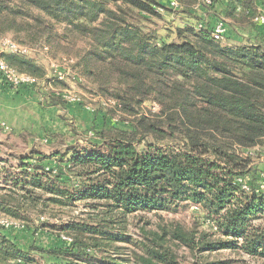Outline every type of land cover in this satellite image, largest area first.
Listing matches in <instances>:
<instances>
[{
  "label": "trees",
  "instance_id": "trees-1",
  "mask_svg": "<svg viewBox=\"0 0 264 264\" xmlns=\"http://www.w3.org/2000/svg\"><path fill=\"white\" fill-rule=\"evenodd\" d=\"M196 1L179 0V6ZM175 10L158 0H0V38L13 33L31 46H71L93 90L116 100L126 116L123 126L97 131L100 143L92 149H75L63 171L58 162L46 165L51 157L38 150L20 156L25 177L13 187L22 193L11 188L13 194L0 195L1 212L20 217L26 203L79 201L92 209L54 226L73 243L48 250L64 258L49 264L98 263L103 246L127 236L120 228L130 214L174 211L185 202L204 211L211 233L162 227L153 233L154 246L142 243L138 264H180L165 246L168 236L201 251L243 249L264 259V188L252 157L264 148V45H229L191 25L164 37L153 21ZM256 15L240 10L234 16L247 23ZM0 59L38 81L46 75L26 55L0 52ZM51 87L54 104L67 101L57 100L60 93ZM151 100L159 104L156 111L144 106ZM64 174L75 192L62 184ZM30 251L0 227V264H42Z\"/></svg>",
  "mask_w": 264,
  "mask_h": 264
},
{
  "label": "rangeland",
  "instance_id": "rangeland-1",
  "mask_svg": "<svg viewBox=\"0 0 264 264\" xmlns=\"http://www.w3.org/2000/svg\"><path fill=\"white\" fill-rule=\"evenodd\" d=\"M174 13L177 12L174 11ZM170 14L165 12L164 18L153 21V26L158 29L159 34L167 38L172 37L173 31L170 27H175L176 23L175 19L166 17ZM6 37L20 42L13 33H8ZM82 44L84 45L83 42H78V46ZM37 46L39 51L26 56L45 70V77L32 85L24 84L14 87L36 91L41 100H18L17 108L4 110L2 118H6V121L4 123L0 121V195L13 194L14 191L11 189L15 186L13 181L25 177V169L19 162L21 155L32 154L31 150H38L51 157L45 161L46 165L52 167L58 162L60 170L63 171V167L66 166L68 158L74 154L75 149H92L94 144L100 143L97 131L114 127L115 124L123 126L122 120L126 117L116 106V100L104 98L93 90V84L86 77L85 72L79 69L75 51L71 46L64 48H58L54 44L47 46L38 44ZM50 84L53 87L51 89L55 90L53 92L60 93L61 97L57 100H67L66 102L54 104L51 98L53 94L49 89ZM71 97L79 98L81 103L68 101ZM144 106L156 111L159 104L151 100ZM57 151L67 153L64 160H61L60 156H51ZM33 156L34 158L30 160L31 164H35V159L38 158L36 155ZM252 157L262 177L264 148L253 150ZM28 170L32 169L28 168ZM62 177V184L70 186L71 191L75 192L71 176L64 174ZM252 178L249 176L246 180L250 181ZM263 182L262 177L257 183L258 186H261ZM34 188L38 194H44V190ZM14 190L22 193L19 188L15 187ZM24 206L20 209V217L7 215L0 210V227L19 248L24 251L31 250L35 262L42 264L64 260L61 255H54L48 250L71 246L73 243L71 236L60 233L59 228L54 226H57L61 219L68 220L74 215H86L92 212L85 201H79L74 205L66 204L62 207L59 205L32 207L28 203ZM3 220L16 222L19 225L10 228L3 225ZM176 225L191 232L213 230L212 223L206 220L204 211L190 202L183 203V206L174 211L166 210L157 213L142 211L130 214L127 224L122 226L124 228H120V231L127 236L103 246L97 255L98 263L88 264H138L135 254H143L146 250L142 243L154 246L151 242L154 232L160 234L163 233L162 227L173 229ZM35 226L42 228L35 231ZM218 237V235L215 236V238ZM165 246L171 250L180 264H264L263 258L253 256L243 249L224 248L201 251L198 247H191L179 240H173L171 236L166 238ZM32 247L41 248L43 251L32 249ZM11 264L21 263L12 262Z\"/></svg>",
  "mask_w": 264,
  "mask_h": 264
},
{
  "label": "crops",
  "instance_id": "crops-1",
  "mask_svg": "<svg viewBox=\"0 0 264 264\" xmlns=\"http://www.w3.org/2000/svg\"><path fill=\"white\" fill-rule=\"evenodd\" d=\"M163 5L172 8V0H158ZM242 10L243 14L264 13V0H197L192 4L183 3L179 6L177 13L169 12L168 19H175V27H170L173 31L172 37H176V29L186 25L195 26L198 23L204 25L206 31H211L215 24L224 19L228 24V30L223 42L229 45H244L247 43H259L264 45V23H256L253 18L251 22H241L235 17V12ZM246 16V15H244ZM14 100H17L14 102ZM18 100H41L36 91L25 88H16L7 85L0 75V121L4 123L6 118H2L5 109H15Z\"/></svg>",
  "mask_w": 264,
  "mask_h": 264
},
{
  "label": "built area",
  "instance_id": "built-area-1",
  "mask_svg": "<svg viewBox=\"0 0 264 264\" xmlns=\"http://www.w3.org/2000/svg\"><path fill=\"white\" fill-rule=\"evenodd\" d=\"M209 1V0H208ZM172 8H178L179 7V0H172L171 2ZM254 21L256 23H264V13H258L254 17ZM195 29L197 30H204V25L202 23H198L195 26ZM228 30V24L224 19H220L215 26L209 31V33L212 35V37L219 41H224L226 33ZM38 46H27L25 44H22L20 42H17L16 40H13L9 37H1L0 38V52H12L22 55H30L33 54L36 51H39L37 48ZM47 49V47H45ZM0 74L4 80V82L12 84L13 86H20V85H32L38 82V80L33 77L30 74L27 73H21L18 72L15 68L10 67L3 59H0ZM70 102L79 103L81 100L76 97H71ZM263 180H264V174H262ZM239 181H242V179H239ZM244 187L246 189H249L247 184L244 182ZM261 188H264V182L260 186ZM3 225L12 228L18 226L19 224L16 222H10L8 220L2 221ZM65 239H68L67 237H64Z\"/></svg>",
  "mask_w": 264,
  "mask_h": 264
}]
</instances>
